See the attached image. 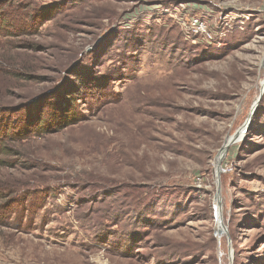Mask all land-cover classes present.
<instances>
[{
    "label": "rangeland",
    "instance_id": "374dc122",
    "mask_svg": "<svg viewBox=\"0 0 264 264\" xmlns=\"http://www.w3.org/2000/svg\"><path fill=\"white\" fill-rule=\"evenodd\" d=\"M263 70L264 0H0V264H264Z\"/></svg>",
    "mask_w": 264,
    "mask_h": 264
},
{
    "label": "trees",
    "instance_id": "16d2710c",
    "mask_svg": "<svg viewBox=\"0 0 264 264\" xmlns=\"http://www.w3.org/2000/svg\"><path fill=\"white\" fill-rule=\"evenodd\" d=\"M74 115L75 114L72 113L71 117L69 119H68V116H66L64 113H61L58 116H56L55 114H52L49 118L44 117L43 119H41V115H39L38 118L36 119V121L30 125L35 126V129L33 131L34 133H37V134L47 133V132H50V130H52L53 128H55L57 130V129L61 128L63 124H67V123H71L75 120H79V119L74 118ZM21 130L23 131L24 128ZM0 145H3V144H0ZM15 202H17V201H15ZM38 208H40V207H38ZM2 209L5 212H8L11 210L10 205L2 206Z\"/></svg>",
    "mask_w": 264,
    "mask_h": 264
},
{
    "label": "bare ground",
    "instance_id": "6f19581e",
    "mask_svg": "<svg viewBox=\"0 0 264 264\" xmlns=\"http://www.w3.org/2000/svg\"><path fill=\"white\" fill-rule=\"evenodd\" d=\"M264 71V70H263ZM239 132H242L243 131V128H240L239 130H238ZM230 141H231V137H227L226 138V141H225V145H227V144H229L230 143ZM217 213H218V216H217V219H218V222H219V224H220V222H222L223 223V221H222V219H223V212H222V205H221V198H220V196H219V198L217 199ZM222 227V226H221Z\"/></svg>",
    "mask_w": 264,
    "mask_h": 264
},
{
    "label": "built area",
    "instance_id": "2783aa9c",
    "mask_svg": "<svg viewBox=\"0 0 264 264\" xmlns=\"http://www.w3.org/2000/svg\"><path fill=\"white\" fill-rule=\"evenodd\" d=\"M180 23L184 24V22L181 21ZM190 25L192 26V29H196L197 31H201L202 29H205L204 25L201 22H199L196 18H191Z\"/></svg>",
    "mask_w": 264,
    "mask_h": 264
}]
</instances>
